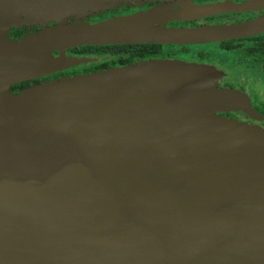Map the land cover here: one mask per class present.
<instances>
[{
  "label": "water",
  "instance_id": "1",
  "mask_svg": "<svg viewBox=\"0 0 264 264\" xmlns=\"http://www.w3.org/2000/svg\"><path fill=\"white\" fill-rule=\"evenodd\" d=\"M85 1L0 0V264H264V134L211 115L244 107L216 93L212 69L147 60L9 92L50 72L59 48L222 42L263 34L264 15L196 28L59 23L7 39ZM65 87L59 106L23 102Z\"/></svg>",
  "mask_w": 264,
  "mask_h": 264
},
{
  "label": "rangeland",
  "instance_id": "2",
  "mask_svg": "<svg viewBox=\"0 0 264 264\" xmlns=\"http://www.w3.org/2000/svg\"><path fill=\"white\" fill-rule=\"evenodd\" d=\"M146 4H150L151 6L145 8L144 5ZM245 4L246 7L241 10L234 9V7L237 5ZM205 5H217L220 10L213 14L196 18H190L189 16L181 12L183 9L188 7ZM122 7H127L132 10L121 12V14L113 15L108 19L99 18L102 20H99L92 24H100L107 21L120 24H133L131 22H134L154 27L189 28L190 26L206 27L222 25L231 21H242L255 14H261L259 16L264 15V0H210L204 4H197L194 0H87L79 5H76L73 8L45 15L40 19H36L35 21L29 22V24L25 26H37L39 29H42L59 23H86V20L89 18H94L101 15L105 11L118 10ZM133 8H139V10L135 11ZM261 10L263 11L262 13ZM190 23H192V25H190ZM21 25L24 26V24ZM29 34L30 33H27L25 34V36H29ZM70 48L72 47L59 48L53 51L50 54L49 59L47 60V65L49 67H52V70L42 75L45 76L56 71H65L72 66L78 67L80 64H74L72 66L65 67L62 69L56 68V63L60 59H79L77 57L68 56L67 50H69ZM180 49H186V52H179ZM168 51L173 52L171 58L164 55L160 58L151 60L157 61L158 63L170 62L178 66L192 65L193 71L195 73L203 71L206 73L210 72V69H212V72H214L216 77V82H214L212 87H214L216 93L220 91H225L229 94H236L239 96V99L244 107L240 110H232L230 112L237 114L240 118L223 117L218 115L220 112H213L211 114L212 116L231 120L240 126H245L264 134V117H262L256 110L252 108L248 96L243 91L240 92L232 88H220L217 84V81L222 76V73L216 68L208 65V63L210 62V53L211 51H214L216 53H219L220 55H224V58H222L221 60L217 59V67H222L223 64L231 62L233 64L232 66L237 67L238 74H240L241 76H243V73L248 74L247 76H250V78H252V82L247 81L244 77L243 80L246 83L244 91L250 95L249 97L254 98L256 101L260 102L257 104V108L261 110L264 109V74H261L258 65L253 64L250 59L244 58L240 52H236L231 55L217 52V44L212 43L201 45H173L162 47V52L168 53ZM199 54L201 55V57L198 56ZM108 59L109 58L105 56H101L97 57V59L93 60V62L97 64L104 62ZM146 61H139L136 63V65ZM89 62H91V60L85 58L83 64L87 63L86 65H89ZM120 68L123 67L114 66L107 70H110L112 72L114 69ZM206 84L207 85H205V87L208 88L212 85L210 84V82H206ZM186 90L187 89L180 91L185 92ZM67 91H69V87L47 90L38 89L26 94V96L28 97H26V99L24 98V101L23 98H20L19 100H22L25 103L30 102L29 105H33L34 101L39 100V102H41V104L44 106H59L63 103V100L61 98H64L66 96L64 93H66ZM243 118H247V120H243Z\"/></svg>",
  "mask_w": 264,
  "mask_h": 264
},
{
  "label": "trees",
  "instance_id": "3",
  "mask_svg": "<svg viewBox=\"0 0 264 264\" xmlns=\"http://www.w3.org/2000/svg\"><path fill=\"white\" fill-rule=\"evenodd\" d=\"M197 1H206V0H197ZM138 9V8H135ZM132 10L127 7H122L118 10H109L103 12L101 15L89 18L86 20L87 23H91L99 18H106L112 14H118L124 11ZM39 30L37 26H20L17 28L10 29L7 34V39L10 42H18L22 37L27 33H35ZM245 40L252 42V47L247 48L246 55L247 57L254 56L256 60L262 61L264 63V34L246 38ZM242 40H227L219 43V47L223 50H232L240 46L239 42ZM71 51L77 54H97V55H115L116 59L101 65L88 68L83 70V74L93 73L97 70H103L108 68L110 65H134L139 60L154 58L162 53V46L158 44H135V45H109V46H76L71 49ZM48 79V78H45ZM39 81H21L19 83L13 84L9 88V92L13 94L19 93L21 90L28 88L29 84L38 85Z\"/></svg>",
  "mask_w": 264,
  "mask_h": 264
},
{
  "label": "flooded vegetation",
  "instance_id": "4",
  "mask_svg": "<svg viewBox=\"0 0 264 264\" xmlns=\"http://www.w3.org/2000/svg\"><path fill=\"white\" fill-rule=\"evenodd\" d=\"M194 1L197 4H204V3H207L210 0H206V1H203V2L202 1L200 2V1H197V0H194ZM150 6H151L150 4L144 5L145 8H148ZM134 10L135 11L136 10H139V8L138 9H134ZM262 12L263 11L261 10V13ZM118 14H121V13H118ZM113 15H116V14H112V15H110V16H108L106 18H102V19H108V18H110ZM259 15H261V14H255V15H252L251 17H249V18H247L245 20H242V21H240V20L239 21H231V22H228V23L222 24V25H230V24H236V23H240V22L250 21V20H252L254 18L259 17ZM102 19L95 20V21H93V22H91L89 24H92V23L97 22V21L102 20ZM190 25H192V23H190ZM189 28H196V27L190 26ZM259 35H262V34H259ZM259 35H256V36H259ZM256 36H250V37H256ZM250 37L232 39V40H242L241 42H239L240 46L238 48L232 49V50H223V49H221L219 47V43L220 42H215V43H212V44H217V52H220L222 54H229V55H231L233 53L240 52L244 58L250 59L253 62V64L258 65L261 74H264L263 73V71H264V63H262V61L256 60L254 56H252V57L245 56L246 55L245 53L247 51V48L252 47V44H253L252 42L245 40L246 38H250ZM207 44H210V43H207ZM133 45H135V44H133ZM161 46L163 47V46H173V45H161ZM71 49L72 48H70L69 50H67L68 56L77 57L79 59H83V58L85 59L86 58L88 60H91V62L88 63L89 65H86L87 63L86 64L80 63L79 66H82V67H79V66L78 67H74V66H72V67H69L65 71H56V72H53V73L48 74V75H45V76L33 77L31 79L24 80V82L25 81L27 82V81H36V80H38L39 81L38 83L39 84H42L44 82L56 81V80H60L62 78H71V77H76V76H79V75H85V74L82 73L83 70L88 69V68H92V67H95V66H98V65H101L103 63H107V62H110V61H113V60L116 59V56L115 55H112L111 56V55H108V54H104V55H97V54H90V55H88V54H77V53L71 51ZM179 52L185 53L186 52V49H180ZM172 54H173L172 51H168V53L162 52L161 55H158V56H156L154 58L144 59V60H139V61H146V60L156 59V58H160L161 56H164V55L171 58ZM101 56H105V57H107L109 59L106 60V61H104V62L95 64L93 62V60H96L97 57H101ZM198 56L201 57L200 54ZM223 56L224 55H220L219 53H216L214 51H211L210 56H209V61L210 62L208 63V65L216 68L217 70H219L222 73V76L221 77L219 76L220 78L217 81L218 86L220 88H232V89L238 90L240 92L243 91L248 96V98L250 99V102H251L250 104H251L252 108L254 110H256L262 117H264V109L259 110L257 108L258 107L257 104L260 103V102L259 101H256L254 98L249 97L250 95L247 92L244 91L245 85H246L245 81L243 80L244 77L249 82H252V78H250V76H247L248 74H244L243 73V76H241L240 74H238L237 67L232 66L233 64L231 62H227L226 64H223L222 67H217L216 66V62L219 59L221 60L222 58H224ZM139 61H137V62H139ZM220 62H222V61H220ZM114 66H121V65H117V64L110 65L106 69H110V68H112ZM125 66H127V65H125ZM106 69H103V70H106ZM97 71H100V70H97ZM97 71H94V72H97ZM45 78H48V79H45ZM215 82H216V80H215ZM31 86H34V84H29V87H31ZM230 111H232V110H230ZM230 111H226L227 113L226 112H220L218 115L223 116V117H227V118H240L237 114H235L233 112H230ZM243 120H247V118H243Z\"/></svg>",
  "mask_w": 264,
  "mask_h": 264
}]
</instances>
